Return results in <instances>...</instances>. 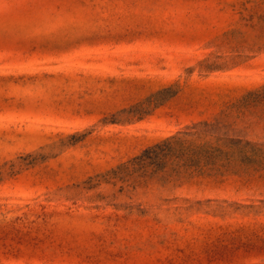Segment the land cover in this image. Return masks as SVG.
I'll return each instance as SVG.
<instances>
[{
	"label": "rangeland",
	"instance_id": "374dc122",
	"mask_svg": "<svg viewBox=\"0 0 264 264\" xmlns=\"http://www.w3.org/2000/svg\"><path fill=\"white\" fill-rule=\"evenodd\" d=\"M0 264H264V0H0Z\"/></svg>",
	"mask_w": 264,
	"mask_h": 264
},
{
	"label": "trees",
	"instance_id": "16d2710c",
	"mask_svg": "<svg viewBox=\"0 0 264 264\" xmlns=\"http://www.w3.org/2000/svg\"><path fill=\"white\" fill-rule=\"evenodd\" d=\"M255 93H249L247 96ZM217 125L202 123L195 125L176 136L164 140L153 147L143 151L133 162L139 167L152 166L156 170H162L169 158L181 160L186 166H198L204 158L218 156L223 152L221 144L232 142L223 136H216L219 131ZM215 144V147L212 146Z\"/></svg>",
	"mask_w": 264,
	"mask_h": 264
}]
</instances>
